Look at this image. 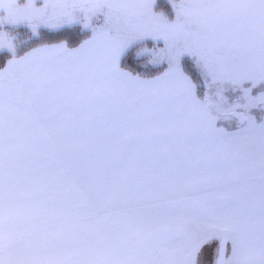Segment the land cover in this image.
<instances>
[{
    "label": "snow or ice",
    "instance_id": "1",
    "mask_svg": "<svg viewBox=\"0 0 264 264\" xmlns=\"http://www.w3.org/2000/svg\"><path fill=\"white\" fill-rule=\"evenodd\" d=\"M167 3L0 0V264H264V0Z\"/></svg>",
    "mask_w": 264,
    "mask_h": 264
},
{
    "label": "rangeland",
    "instance_id": "2",
    "mask_svg": "<svg viewBox=\"0 0 264 264\" xmlns=\"http://www.w3.org/2000/svg\"><path fill=\"white\" fill-rule=\"evenodd\" d=\"M165 2H167V0H159V9L158 10H163L165 12L169 11V7H164ZM253 115H255L259 119L261 114H260L259 110H255L253 112ZM217 246H218V241H213L204 250L203 259L205 261H207L208 264H211L213 254H214V250Z\"/></svg>",
    "mask_w": 264,
    "mask_h": 264
},
{
    "label": "trees",
    "instance_id": "3",
    "mask_svg": "<svg viewBox=\"0 0 264 264\" xmlns=\"http://www.w3.org/2000/svg\"><path fill=\"white\" fill-rule=\"evenodd\" d=\"M164 7H168V3L167 2H165V6Z\"/></svg>",
    "mask_w": 264,
    "mask_h": 264
}]
</instances>
